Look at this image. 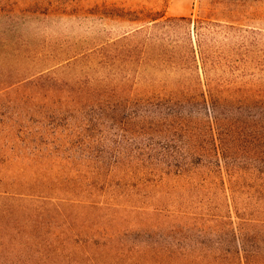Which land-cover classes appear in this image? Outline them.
Wrapping results in <instances>:
<instances>
[{
	"label": "trees",
	"instance_id": "16d2710c",
	"mask_svg": "<svg viewBox=\"0 0 264 264\" xmlns=\"http://www.w3.org/2000/svg\"><path fill=\"white\" fill-rule=\"evenodd\" d=\"M84 1L0 0V42L65 44L81 38L73 29L95 27L87 52L91 70L85 79L75 75L78 85L69 90L76 111L82 110L70 144L80 164H99L89 170L90 184L108 163L109 172L122 166L124 178L177 177L205 189L222 184L238 198L246 184H264V80L242 85L227 75L237 70L236 60L206 42L225 27L200 18L156 16L113 38L107 25L137 19L116 4L88 7ZM182 28L185 38L178 41L175 34ZM228 199V215L155 207L167 219L154 220L157 237L134 251L121 245L122 235L87 220L69 223L57 235H17L19 245L10 235L8 244L0 243V264H264V218L254 216L263 212L264 186L243 203ZM233 209L245 215L238 214V222ZM104 216L113 221L118 214ZM199 221L213 226L199 225L198 233Z\"/></svg>",
	"mask_w": 264,
	"mask_h": 264
},
{
	"label": "rangeland",
	"instance_id": "374dc122",
	"mask_svg": "<svg viewBox=\"0 0 264 264\" xmlns=\"http://www.w3.org/2000/svg\"><path fill=\"white\" fill-rule=\"evenodd\" d=\"M84 4H116L137 19L134 23L107 25L113 38L143 22L151 23L156 16H185L220 24L225 27L223 32L208 37L206 42L222 56L229 54L236 60L237 70L227 75L242 85L253 79L264 80V0H85ZM193 25L194 21L192 34ZM94 30L89 24L73 29V34L81 38L65 44L33 43L29 47L0 42V243L4 245L10 242V235L19 245L23 241L18 237L57 235L66 232L69 223L87 220L122 235L121 245L134 251L147 238L157 237L154 220L167 219L153 211L155 207L173 205L177 209L181 205L182 210L197 216L228 215L230 196L234 202L243 203L254 189L264 186L246 184L245 195L239 199L226 193L222 184L205 189L177 177L162 182L124 178L123 167L117 165L109 172V163L103 167L102 177L90 184L93 178L89 170L99 164H80L78 152L70 144L74 127L79 124L76 116L82 110L76 111V96L69 90L78 85L75 75L85 79L91 70L87 52L93 49ZM185 34L182 28L175 35L182 41ZM59 46L64 52H59ZM109 212L118 216L108 220L104 215ZM238 214L245 216L231 211L234 222H238ZM254 216L264 218V209ZM199 225L213 226L199 221L198 233Z\"/></svg>",
	"mask_w": 264,
	"mask_h": 264
}]
</instances>
